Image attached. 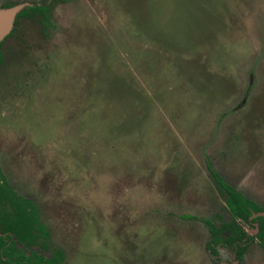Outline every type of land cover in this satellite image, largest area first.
I'll use <instances>...</instances> for the list:
<instances>
[{
    "label": "rangeland",
    "instance_id": "rangeland-1",
    "mask_svg": "<svg viewBox=\"0 0 264 264\" xmlns=\"http://www.w3.org/2000/svg\"><path fill=\"white\" fill-rule=\"evenodd\" d=\"M18 4L47 15L1 50L0 170L64 264H212L208 166L264 208V0Z\"/></svg>",
    "mask_w": 264,
    "mask_h": 264
},
{
    "label": "trees",
    "instance_id": "trees-1",
    "mask_svg": "<svg viewBox=\"0 0 264 264\" xmlns=\"http://www.w3.org/2000/svg\"><path fill=\"white\" fill-rule=\"evenodd\" d=\"M46 11L47 8L43 5L25 8L17 15L15 28L23 18L30 17L36 20L40 15L45 18ZM19 31L13 30L8 38L18 34ZM3 44H0V50ZM207 169L215 184L225 193V205L232 216L229 223L219 226L211 225L210 232L213 239L207 247L213 255H216V247L225 244L234 250L237 258L240 259L248 240L252 241L253 238H247L236 220L257 224L259 230L257 238L264 243V218L249 220L252 214L264 209L225 184L210 166ZM224 234L225 237H223ZM64 261L63 251L52 243L50 234L42 224L35 205L17 194L0 170V264H64Z\"/></svg>",
    "mask_w": 264,
    "mask_h": 264
},
{
    "label": "flooded vegetation",
    "instance_id": "flooded-vegetation-1",
    "mask_svg": "<svg viewBox=\"0 0 264 264\" xmlns=\"http://www.w3.org/2000/svg\"><path fill=\"white\" fill-rule=\"evenodd\" d=\"M45 8H47V6L46 5H43ZM27 8V7H26ZM24 10V9H23ZM22 10V11H23ZM41 18H44V17H42V16H40ZM24 19H26V18H23V19H21V20H24ZM16 20V19H15ZM20 20V21H21ZM42 22V21H41ZM15 23H14V27H13V29H12V32H13V30H17L18 29V26L15 28ZM12 32L9 34V36L12 34ZM16 34H14L13 36H15ZM9 36H7L5 39H4V41L3 42H1L0 44H2V43H4L6 40H8L9 38ZM13 36H11V37H13ZM10 37V38H11ZM4 45V44H3ZM3 47V46H2ZM1 50H2V48H1ZM1 50H0V52H1ZM1 55H2V52H1ZM3 174V173H2ZM224 182V181H223ZM225 184H227L226 182H224ZM228 185V184H227ZM228 186H230V185H228ZM230 187H232V186H230ZM12 188V187H11ZM233 189H235L237 192H239V193H241L242 195H244L242 192H240L239 190H237L236 188H234V187H232ZM245 196V195H244ZM246 197V196H245ZM24 198V197H23ZM247 198V197H246ZM25 199H27V198H25ZM249 199V198H248ZM29 200V199H28ZM252 201V200H251ZM32 202V201H31ZM33 203V202H32ZM255 203V202H254ZM34 204V203H33ZM256 204V203H255ZM224 206H225V209H226V211L228 210L227 208H226V205H225V201H224ZM36 207V206H35ZM260 207V206H259ZM261 208H263V207H261ZM264 209V208H263ZM228 212V211H227ZM261 212H264V210L263 211H261ZM261 212H258V213H261ZM229 213V212H228ZM254 214H257V213H254ZM254 214H252V216L249 218V220L250 221H252L253 219H256V218H258V217H262V216H257V217H253V215ZM229 215H230V217H231V220H232V216H231V214L229 213ZM217 218H220L221 219V217L220 216H216ZM262 218H264V217H262ZM41 220V219H40ZM193 220H194V218H193ZM230 220V221H231ZM229 221V222H230ZM229 222H222V223H220V224H214V223H212L211 221H209V220H204V223H205V225L207 226V228H208V232H209V241L206 243V251L208 252V254L211 256V260H210V262L212 263V264H244V260H246V254H247V252L249 251V247L254 243V242H258L259 244H264V243H262V242H260L259 240H258V238H257V235H258V225L257 224H253V223H247V222H244L243 220H240V219H238V220H236V222L239 224V226L241 227V229L245 232V234H246V236H247V238L249 239V238H253V240L252 241H249L248 240V242H247V244L245 245V250H244V252H243V254H242V256H241V258L240 259H238L237 258V255H236V253H235V251L234 250H232L230 247H227V246H225V244H224V246L223 245H218L217 247H216V255H213L212 253H211V251H210V249L207 247L208 245H209V243L211 242V240L213 239V237H212V234H211V232H210V228H211V225H217V226H219V225H221V224H225V223H229ZM43 224V223H42ZM44 225V224H43ZM226 235L224 234L223 235V237H225ZM58 247V246H57ZM220 249H222V250H225V255L224 256H222V254L220 253ZM65 256V255H64Z\"/></svg>",
    "mask_w": 264,
    "mask_h": 264
},
{
    "label": "water",
    "instance_id": "water-1",
    "mask_svg": "<svg viewBox=\"0 0 264 264\" xmlns=\"http://www.w3.org/2000/svg\"><path fill=\"white\" fill-rule=\"evenodd\" d=\"M26 7L32 6L29 4H18L0 9V43L12 32L17 15ZM257 216L264 217V212L253 215V217Z\"/></svg>",
    "mask_w": 264,
    "mask_h": 264
}]
</instances>
